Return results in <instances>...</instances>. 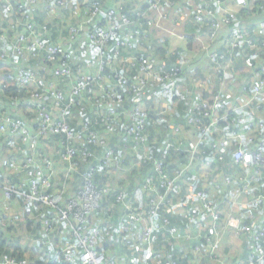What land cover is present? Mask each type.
Segmentation results:
<instances>
[{"label":"trees","instance_id":"1","mask_svg":"<svg viewBox=\"0 0 264 264\" xmlns=\"http://www.w3.org/2000/svg\"><path fill=\"white\" fill-rule=\"evenodd\" d=\"M34 1L35 2L32 3V0H5V3L10 6V11L5 12L4 10H0V65L10 62L8 64L14 67H12V71L10 72H3L0 67V72H2V76L4 77V81L0 86V92L9 99L11 110L17 108V110H14L20 113V115H18L11 111L10 113H0V115L24 117L25 119L26 117L22 114H25L27 106L25 107L24 103L30 100L32 93L36 92L41 95V101L44 103L43 106L46 107L48 111H50V109L54 110V101L47 92V87L59 89L66 95L71 86L70 83H60L57 78L52 75V71H49L52 66H59L60 62L56 60L54 64H50L47 60H43V56L33 58L27 53L23 56H19L16 53V48L20 43L21 36L24 35H29L31 38L38 37L45 45H62L65 53L68 55V58H63L62 60L67 63L74 73L75 81L73 82L79 83L84 80L86 83V75L91 76V81L86 84L82 94L75 99L74 104L67 112L68 114H65L64 122L74 133L94 132L103 138L105 142L104 148L106 147L113 150L118 165L114 168H108L101 164L97 165L95 159L101 158L103 152L98 147L95 148L90 146L89 148L92 150L91 154L94 157L90 158L91 161L87 160L86 162H81L80 157V160L77 161L76 173L66 175V173L63 172L64 166H62V173L60 174L57 172L58 168L55 169L50 193L62 204L63 200L59 198V196H64L68 187V196L79 191L84 184V174L93 167L95 171L92 176L93 186L97 192L101 193V198L100 208L93 211L90 216V224L102 232L99 245L95 249L98 253L104 255L107 261H113L115 264L122 261L123 264H131L132 261H140L142 260V256L139 250H137V245L142 244V242L139 239V243H137V238L133 235L136 230L140 232V229L129 225V231L123 233L119 232V227L122 224H130L131 218L126 208L121 203L117 202L116 197L122 192L126 195L125 203L130 204L132 208L146 206V204H148V198H146V193L143 191L142 185L146 178H157V174L153 169V162L161 161L163 163V170L169 174L171 166H180L186 162L188 157L184 153V150L187 149L189 145H195L199 141L201 135V132L196 130L195 135H193V142L187 141L184 137L186 140L181 141L180 148H178L175 145L176 142H179L175 134V127H177V125H174L170 130L172 136L168 137L165 135V139L160 144L157 143L158 140H161L154 128L159 126L163 128L161 126L167 124L166 118L169 114L171 116H176L179 113L182 121L179 119L177 122L183 123V126H180V128L182 127V131H184L187 126H193L191 123L195 122V120H199L200 123L208 122L209 119L207 116L204 117V114L214 113L213 115L217 116L219 120L217 123L219 130L227 129L235 131L240 126V123L236 121L240 115V113H238L240 109L238 111H232L226 108L213 110L208 107L207 111L198 113L190 104L188 105L186 101L184 102V100H181L179 102L181 96L177 94V91L171 96H164L160 93V86L156 84L152 89L153 92L148 90L149 92L145 94L144 92L147 91V88H143V92H134L131 91V86L129 85H119L117 79L120 76L127 79L138 76L139 79L134 82L139 86V80L145 78L141 69L142 61H156L153 70L160 65L170 70L172 68L171 66L175 65L162 62L160 58L164 60L172 59L173 61L179 57V60L183 61L185 55L177 53L182 49L176 51V53H169L163 49L164 47L172 48L171 43L168 44L169 38L163 40L161 35L163 33L167 35L169 30H173L176 33L180 30L179 33L187 36L185 42L189 47L197 44L195 38L201 39L206 45V52L204 51L203 53L199 51L201 54H194L195 59H209V55L217 53L218 55L224 56L225 61L228 62V64H224L225 71L233 67L235 70L240 68V66L243 65L240 61L242 57L248 60L258 58L259 63L264 62V29L259 26L261 23H264V18H257V15L253 12L256 10L258 14L264 13V0H241L240 9H232L235 13L234 19H231L227 14L224 15L221 13V7L231 9L226 5L224 0H94L97 6L100 7L101 12L99 20L96 23L93 22L87 25H85L88 21L85 17V12L88 8H92V4H83L88 0ZM75 9L79 10V16L73 14ZM199 9L206 15V19L203 23H197L194 18L195 10ZM111 12L117 16V27L104 46H97L89 40V34H94L99 31H111L109 20V14ZM208 13H210V16H207ZM186 15L188 16V20ZM39 18H41V20H39ZM183 18L184 20H182ZM222 18L229 19V23L222 24L223 28L217 33L216 38L210 40L213 21L221 22ZM124 19H126L127 22ZM53 22H57L55 26H53ZM181 22H183V24L180 25ZM41 23L44 24L38 25ZM81 23H83V32L74 39H71V30L75 29L77 25ZM60 25H62L61 27H65L64 32L54 31L52 33L50 27H60ZM236 32L248 33V40L252 41L255 47L252 49L245 45H241L237 48L230 47L228 42ZM224 33L225 36L223 38ZM203 56H205V58ZM87 64L90 65L89 68ZM257 64H254V66ZM3 66L5 67V65ZM99 67L101 70H99ZM209 69L210 73L214 74L219 81H222L225 77V72L222 68L212 65L211 63ZM251 73L253 75L250 76L251 79L247 77L241 85V87L244 86L245 90L250 93L257 82L254 72L252 71ZM29 74L35 77V82L31 86H21L19 78ZM184 74L185 71L183 70L179 77L180 88L186 77ZM202 77L203 74L199 69H196L195 75L187 82L188 84L195 82V84L198 85ZM204 85H208V83H204ZM217 91L219 90L212 87L211 97L217 95ZM151 93L158 94V100H168L170 105L166 109L160 110L156 95L152 98V101L147 102L146 105L142 102L143 106L141 108L147 114L144 132L147 134L148 138L145 151L147 156H144L140 160L138 159L139 154L136 155L131 151L132 140L127 134L130 121L124 114L134 107H140L139 104L141 102L139 98L142 95L146 98L147 94ZM194 96L196 95H193V97ZM118 100L120 102H118ZM212 100L208 103L211 104ZM146 101H149V99ZM221 102L223 104L225 103L222 97ZM177 103L178 107L175 108L174 105ZM251 105L256 106L255 104ZM170 106L172 107V111H169L167 117L160 116L167 113ZM20 108L22 110H20ZM257 108H260V112L264 111V106H257ZM111 110L114 111L115 118H118L114 123L115 132L108 134L104 130V125L108 122V118H111ZM74 115H76V120L71 122V118ZM223 118H225V120H220ZM190 120H192V122H190ZM231 122L236 124L232 125ZM107 136L109 138H107ZM217 136L218 134H215L212 138H217ZM57 137L58 136L55 137L51 135L47 139V156H50V158L55 161V165L59 164L60 153L59 148H55L56 141L58 140ZM59 137L63 139V136ZM6 139L8 138L1 137V140ZM42 143H44V141L40 142V144ZM126 144L128 145V152L124 154L135 157L136 163L132 164L130 162L127 165L121 164V156L123 155V152H121L122 146ZM167 145H169V150L164 156L163 149L164 146ZM85 146L86 143L84 141L75 142L78 155H80ZM138 149L142 154L143 148L138 146ZM201 149L206 155H213L209 144H204V146H201ZM39 151L40 153L45 152V150L40 148ZM256 165L257 164L254 166L256 167ZM132 175L134 177L138 176L139 178V185L135 186V188L132 187L130 179L128 181L126 180ZM187 183L189 184L187 187L190 189H200L201 187V183L193 181L190 174H184L183 181L180 180L178 184L180 190L179 195L176 197L167 196L166 199L174 203L177 200L185 202L184 200L189 194L186 187ZM122 184L124 185L123 187H121ZM261 184H263V190L264 180L261 181ZM206 188L207 187H203L201 189L205 190L206 193H208V191L211 193L212 189ZM106 189H108L107 192ZM252 195L255 197L259 195V192L253 190ZM222 197H224V195H222ZM16 199L23 200L21 198ZM21 205L25 209L26 206H32L31 208L33 209L34 206H36L38 210L34 209V212L37 214L40 213L41 215L45 212L47 219L52 222L53 231L49 235L42 233L41 225L38 227L40 232L39 238L42 241L40 249L43 250L45 254L42 256L39 253L38 261L36 260V262L24 256V250L28 247V239L24 233L28 234L32 232L34 228H32L33 223L31 225L27 223V226H25V224L18 227L11 225L7 229L0 227V255H9L17 260L26 258L32 264H79L78 254L74 255V260L72 262H66L62 257L53 259V256L59 251V248L73 242L68 226H64V224L54 220L52 211L48 207L47 211L45 209L39 211V207L37 205H32L30 202L25 203V201H23ZM112 205L121 209L119 214H114L110 211L109 208ZM191 211L192 209L189 205H185L182 208H168L164 206L160 209L159 215L161 219H167V228L173 227L176 228L179 233H183L186 228L189 227V219L193 215V211ZM198 219L199 218L196 220ZM194 227L195 226L192 225L190 228L194 229ZM62 229H64L67 234L64 239L65 243L56 249L55 243L62 242L56 233ZM18 232H22L23 234L21 236L18 234L17 236ZM223 234L221 238L224 237ZM245 237L248 245H246L244 249H240V253L237 255L238 257L234 260L231 258L226 261L222 260L223 262H219L220 260L214 255L205 257L203 248H201L199 255H194L192 250L196 243L194 240L190 242L175 238L171 239L164 230H161V232L155 235L153 247L154 250L162 253L165 262L174 264H200L203 260L206 264H235L240 260H246L249 255L253 254V241L248 236ZM46 241H50V243L46 245ZM11 244L14 245V247H11ZM225 245L226 243L222 242L221 239V249ZM181 246H187L188 251L185 252L182 250ZM260 246L264 249V240L261 242ZM30 250L34 252V249L30 248ZM44 256H47V258ZM127 260L132 261L128 262Z\"/></svg>","mask_w":264,"mask_h":264},{"label":"built area","instance_id":"2","mask_svg":"<svg viewBox=\"0 0 264 264\" xmlns=\"http://www.w3.org/2000/svg\"><path fill=\"white\" fill-rule=\"evenodd\" d=\"M35 1L32 0V3ZM91 3L92 8H88L85 12L88 19L87 24L97 22L100 15V7L94 2V0H88L83 5ZM35 5V4H34ZM0 10L5 12L10 11V6L5 3V0H0ZM221 13L229 15L231 19H234V11L232 9L222 8ZM194 18L197 23H203L206 19V15L202 10H195ZM74 15H80L78 9H75ZM210 16V13L207 14ZM116 14L111 12L109 14V20L111 25V31H99L94 34H89V40L97 46H104L109 37L113 34L114 29L117 27ZM126 22L127 20L124 19ZM229 23V19L222 18L220 21H213L211 25L210 40L216 38L217 33L223 28L222 24ZM83 23L78 24L75 29L71 30V39L77 37L83 32ZM264 29V23L259 25ZM175 37L179 40L185 41L187 36L183 34H176L175 31H171ZM195 41L201 44V49L206 52V46L204 42L195 38ZM228 44L232 48H237L241 45H245L252 49L255 47L254 43L248 40V33L236 32L229 40ZM24 52V53H23ZM16 53L20 56L27 53L33 58L43 56V60L54 64L55 61H59L60 65L53 67L49 70L52 71V75L57 78L60 83H70L68 93L65 95L59 89L54 87H47V92L50 94L54 101V110L48 111L43 106L41 101V95L32 93L30 100L25 102L24 105L31 107L34 110V115L37 119V127L31 128L28 122L21 117H15L11 115H0V142L1 137L8 138L9 140L16 141L15 150L19 153H24V157L21 163L13 161L10 163V170L12 173H24L28 180V191L23 192L15 185H9L4 189V203L14 198H21L25 202L37 205L39 211L47 207L51 209L54 216V220L68 226L69 232L73 238V242L65 244L64 247L59 248L58 252L53 256V259L62 257L66 262H72L74 255L78 254L79 264H115L113 261H107L105 256L98 253L95 248L99 245V240L102 236V232L90 224V216L93 211L99 209L101 193L97 192L93 186V173L92 167L86 174H84L83 187L75 194L68 196L65 203L61 204L58 199H55L50 191L53 177L55 175V169L58 165H55V161L47 156V151L40 153L39 146L41 141H46L49 136H58L55 148H59V164L64 166L63 172L66 175H71L77 171V161L86 162L91 161L90 158L94 157L91 154L90 146L98 147L102 150L101 158H96V164L106 166L108 168L116 167L117 161L114 156V152L111 149L104 148L105 142L94 132H82L74 133L69 126L64 122L65 114L74 104L75 99L80 96L86 87V84L91 81V76L86 75L85 81L82 80L79 83H74V73L67 65L63 58H68L64 48L60 44L45 45L40 39L31 38L29 35L21 36L20 43L16 48ZM22 56V55H21ZM45 56V57H44ZM209 61L212 65L222 68L225 72V65L228 62L225 61L224 56L213 53L209 55ZM156 61L144 60L142 61V71L145 78L139 80V86L134 81L139 79L138 76L125 78L123 76L118 77L117 83L123 86H131V91L143 92V88H147L146 94L153 92V88L156 84L160 86V93L164 96H171L174 92L180 89L179 77L184 70V65H174L168 70L163 65L157 66L154 70L153 67ZM50 66V65H49ZM254 76L257 80L250 93V97L245 105L255 104L256 106H264V62L258 63L253 66ZM99 70L101 68L99 67ZM156 70V71H155ZM35 77L31 74L25 75L19 78L21 86H31L35 82ZM206 82L198 83L199 88H207L208 85H204ZM150 94H147L146 98ZM118 102H120L118 100ZM79 104V103H76ZM139 106L132 108L129 112L125 113V117L130 121V125L127 128V134L131 137L132 145L131 151L138 155V159H142L147 156L145 153L147 146V134L145 131V122L147 118L146 112L141 108L142 103ZM210 105V106H209ZM208 107L213 110L225 109L226 105L221 102L220 94L213 97L212 103L204 101L194 108L196 112L207 111ZM209 109V110H210ZM240 107H233L232 111H238ZM68 114V113H67ZM66 114V115H67ZM111 118H108V122L104 125L106 133L111 134L115 132V122L118 117L115 118L114 111H110ZM214 113H206L204 117H208V122L200 123L199 120H195L193 124L194 128L201 132L199 141L195 145H189L184 153L187 155V160L183 165L171 166L169 174L163 170V163L161 161L153 162V169L157 174V178H146L143 182L142 189L146 193L148 198V204L146 206H138L132 208L130 204L125 203L126 195L120 192L116 199L127 210L131 222L128 225L122 224L119 227V232L123 233L129 231V225L131 227L140 229L139 236L142 244L137 246V250L141 253L142 260L132 261L131 264H174L171 262H165L161 252L154 250L153 240L155 235L161 230L166 231L168 236L172 239H181L186 241L196 242L193 246V254L199 255L201 248L204 250L205 257L213 256L220 249V241L223 232H232L235 235L248 236L252 241L253 254L249 255L246 260H240L235 264H263L264 249L261 248V242L264 240V189L259 192V195L253 196V188L255 184H261L260 171L264 169V148H260L258 144L254 143L253 138L246 139V145L240 147L234 142L235 147H230L232 142H229L228 133L230 130H219L217 123L219 122L217 116ZM225 120V118L220 119ZM230 121V120H228ZM192 122V120H190ZM234 123V122H231ZM249 131H258L260 137L264 138V123L261 121H252L247 125ZM181 132L179 128L175 129V134ZM215 134H222V139L217 144H212L211 155L201 149V146L209 144V140ZM59 136H63V139ZM86 143V146L78 155V151L75 147V142ZM215 143V142H213ZM175 145L180 148L181 142H176ZM138 146L143 148L141 154ZM169 145L164 146L163 154H167ZM178 150V149H177ZM50 154V153H49ZM255 164L256 167L254 166ZM172 165V163H171ZM166 168V167H165ZM236 168L249 169L247 175L244 173L237 174ZM200 172L202 175L198 179V182H202L208 188H212L218 191L224 197H221L219 202L214 204L211 201V196L201 189H196L194 192L189 193L186 199L183 201L177 200L175 203L171 200H167V196L176 197L179 195V181H183L184 174H193L194 172ZM207 171V177L204 173ZM212 171V172H211ZM108 189H106V192ZM6 205V204H5ZM185 205H189L193 211V215L189 219V227L183 233H179L176 228H167V219H161L159 211L164 206L168 208H182ZM221 205L233 207L238 206L245 210H262V215L255 218V215L250 214L247 218L234 215L233 212H223L219 207ZM191 211V212H192ZM45 212L42 214L45 218L38 223L41 225L43 234H51L53 226L51 221L45 216ZM222 215L225 216L222 219ZM194 218V219H192ZM199 218L198 220H196ZM208 225L207 231L203 232L202 227ZM194 225V229L190 228ZM205 233V234H203ZM47 243H50L46 241ZM0 264H32L26 258L17 260L9 255H0ZM117 264H123L118 262Z\"/></svg>","mask_w":264,"mask_h":264},{"label":"crops","instance_id":"3","mask_svg":"<svg viewBox=\"0 0 264 264\" xmlns=\"http://www.w3.org/2000/svg\"><path fill=\"white\" fill-rule=\"evenodd\" d=\"M224 1L229 8L233 10L240 9L241 0H224ZM253 12L255 15H257L256 16L257 18H261V17L264 18V13L258 14L256 10ZM187 20H188V16H187ZM181 24H183V22H181L180 25ZM177 32L179 33L180 30ZM179 34H182V33H179ZM161 35H162V39L165 40V33ZM224 36H225V33L223 35V38ZM174 38H176L175 41L177 42L178 45L173 44L172 48L164 47L163 49H165L169 53H176V51H179L182 49L180 52H177V53L184 54L185 55L184 60L180 61L179 57L178 59L173 60V61L172 59L164 60L162 58H160V60L167 64H175L179 66L185 64L184 65V71H185L184 75H186V77L184 78V81L181 84V88L177 91V94L178 95L180 94L181 96L179 102L181 100H184V102L186 101L187 104L188 105L190 104V106H192V108L194 109L200 103L204 101L210 102L212 100L213 98L211 97L212 87L216 90H219L216 93L220 94V96L222 97L223 101L225 102L226 109L230 110L235 106L240 107V110L238 112L240 113V115L238 116V119H236V121L240 123V126L237 130L229 131L228 133L229 142H232L230 144V147H235L234 145L235 141L238 145H240V147H243L246 145L247 138H253L254 143L258 144L260 148H264V138L258 139L260 137V133L258 134V131H249L247 128L248 123L252 121H258V122L261 121L264 123V111L260 112V108H257V106L245 105V103L248 101L250 97V92L245 90L244 86L241 87V85L244 83L247 77L248 79H251L250 76H253L251 73L253 71L252 67L254 66V64L259 63V59L252 58L248 60L245 57L240 58V61L243 65L240 66V68H238L237 70H235L233 67L232 69L225 71L224 73L225 77L223 78L222 81H219V79H217V77L214 74L210 73L209 67L211 63L209 59L205 58V56H203L205 59H202V58L195 59L194 54L195 55L201 54L200 52L204 53V51L201 49V44L199 42L196 41L197 44L191 45L189 47L185 41L179 40L177 37H174ZM196 69H199V71L203 74V77L200 78L201 79L200 82L208 83L207 88H199L198 85L195 84V82L188 84L187 81L190 80L191 77L195 75ZM155 95H156V99L158 100V97H159L158 94L151 93L149 96L150 102L152 101V98ZM193 95H196V96L193 97ZM158 102H159L160 110H164L170 105L169 101L166 99L158 100ZM174 106L175 108H177L178 103L175 104ZM30 108L31 107L27 106L25 110V114L30 120L28 121L27 118L25 119L24 117L22 118L26 122H28L31 128L35 129L37 126V119L35 115L33 114L34 121L31 120V114H29ZM14 109L17 110V108H14ZM14 109L12 110L13 113L20 115V113L15 111ZM20 110L22 109L20 108ZM231 124L234 125L236 123H231ZM176 128H179V126H177ZM181 128L179 129L182 131L183 128L182 129ZM195 131L196 129L194 128V126L189 125L187 126V128L184 129V131H182V134L184 135L183 137H185L187 141L193 142V135H195ZM177 137L179 138V135H177ZM222 137H223L222 134H218L217 138L211 137L209 140V147L212 144H217L219 140L222 139ZM107 138L109 137L107 136ZM15 144H16V141L14 140L11 141L9 139L1 140L0 142V227L7 229L11 225V223L12 225H15L13 224V220L15 217H19L20 220L25 224V226H27V223H29L30 225L33 223L32 224L33 225L32 228L34 227L32 229L33 231L29 232L28 234L24 233L28 239V242H27L28 247L26 250H24V256L36 262V260L38 261V256H39V253H37L36 248L42 246V241L39 238L40 232L38 230V227L40 224L37 221L38 219L42 221L45 217L42 216L40 213L37 214L36 212H34V209L38 210L36 206H34V209L31 208L32 206H26V209H25L21 205V203L24 200H17L16 198H14L4 203L3 192L7 186L15 185L23 192L28 191V180L25 174L24 173H12L10 170L11 162L16 161L17 163H21V160L24 157V153H19L17 150H15V147H16ZM39 148L47 151V142L45 141L44 143L40 144ZM123 158H124V155L121 156L122 160ZM57 168H58L57 169L58 174L62 173V165L58 164ZM235 172L237 174L244 173L245 175H247L249 172V169L236 168ZM191 176L193 178V181H198V179L202 177V175L198 171L191 174ZM204 176L207 177V171L204 173ZM259 176H261L262 178L261 180H264V170L260 171ZM200 183L202 186L206 187L204 183L202 182ZM187 186H189L188 183L186 184V187ZM196 189L197 188L190 189L189 187H187V192L192 193ZM68 190H69V187H68ZM68 190L64 196H61V195L59 196V198L63 200L62 204H64L66 201V198L68 196ZM253 190L260 192L262 190V187L259 184H255ZM208 194L211 196V201L214 204L219 202L220 198L222 197V195L218 191H215L214 189L211 190V193H209L208 191ZM219 208L223 212H228L227 211L228 206L221 205ZM229 208H230V211L234 213V215L243 216L244 218H247L248 216V214H244L245 209L243 208H240L238 206H233ZM255 218H258V217L255 216ZM56 234L58 238L60 239V241H62L61 243H58V242L55 243L56 249H58L60 246H62L65 243L64 239L67 234L65 233L64 229L59 230ZM223 235L225 236L226 233H224ZM12 246L14 247V245L11 244V247ZM30 248L34 249V252H31ZM226 260L228 259L224 258L223 261H226ZM223 261L220 260L219 262H223Z\"/></svg>","mask_w":264,"mask_h":264},{"label":"rangeland","instance_id":"4","mask_svg":"<svg viewBox=\"0 0 264 264\" xmlns=\"http://www.w3.org/2000/svg\"><path fill=\"white\" fill-rule=\"evenodd\" d=\"M226 9H228V8H226ZM39 20H41V18H39ZM182 20H184V18L182 19ZM56 23L57 22H53V26H55L56 25ZM44 23H41V24H38V25H43ZM46 24H47V20H46ZM62 25H60V27H50L51 29H52V33L54 32V31H58V32H64V29H65V27H61ZM168 31V30H167ZM171 31L172 30H169L167 33H168V35H165V38H169L168 39V44L169 43H171V45L173 46V44L174 45H178L177 44V42L175 41L176 40V38H174L175 36L173 35V33H171ZM176 34H178V33H176ZM171 38H173V39H171ZM174 40V41H173ZM171 41V42H170ZM175 42V43H174ZM195 48V47H194ZM24 53V52H23ZM23 53H21L20 54V56L22 55L23 56ZM8 63H10V62H7V64H1L0 65V67H1V70L3 71V72H5V71H7V72H10V71H12V65H10V64H8ZM89 63V62H88ZM3 65H5V67L3 66ZM89 66L90 65H88L87 64V67L89 68ZM14 68V67H13ZM3 81H4V77L2 76V72H0V86H1V84L3 83ZM144 95H142L140 98H139V101L142 103L143 102V104L144 105H146L147 104V102H150V101H146V100H148L149 99V97H147V98H145V97H143ZM12 110H11V106H10V101H9V99L5 96V95H3V93L2 92H0V113H10ZM169 111H172V107L170 106V108H169V110H168V112L167 113H164V114H162V115H160V116H166L167 117V114L169 113ZM158 112H159V110H158ZM33 113H34V110H32V109H30V112H29V114H31V120H33L34 121V115H33ZM22 115H24L27 119H28V117L26 116V114H22ZM185 116V115H184ZM184 118V117H183ZM180 119V121H182L181 120V118H180V115H179V113L176 115V116H171L170 114H169V116L166 118V120H167V124H164L165 126H161V127H163V128H160V126L159 127H155L154 129H155V131L157 132V134H158V137L160 138V140L161 141H157V143H161V142H163V140L165 139L164 138V136L165 135H167L168 137H171L172 135L170 134V130H171V128L175 125H177V126H179V128H180V126H183V123H180V122H177V120H179ZM30 119H28V121H29ZM73 120H76V115H74V116H72V118H71V122L73 121ZM176 128V127H175ZM176 135H179V138H178V140H179V142H181V141H185V139H184V137H183V134H182V132H178V134H176ZM173 136H174V138H175V135L173 134ZM168 137H166V138H168ZM127 148H128V145L126 144V145H123L122 146V151L121 152H123V155H124V158H123V160L121 159V164H123V165H127V164H129L130 162L133 164V163H136V158L135 157H131L129 154H124L125 152H128L127 151ZM131 160V161H130ZM135 168H138V167H135ZM116 178V177H115ZM130 179V182H131V185H132V187L133 188H135V186H138L139 185V178H138V176H136V177H134L133 175L132 176H130V177H128L126 180L128 181ZM119 182H120V180H119ZM124 185L122 184L121 185V187H123ZM134 205H138V204H134ZM110 211L112 212V213H114V214H119V211L121 210V209H119L118 207H116V206H114V205H112V206H110ZM244 209V208H243ZM227 211H230V209H227ZM245 212V213H244ZM243 213L244 214H253V215H255V216H257V217H260L261 215H262V210H254V209H250V210H245ZM243 217V216H242ZM15 218H17V219H15ZM14 218V220H13V224H15V226L16 227H18V226H21L22 224L24 225V223L20 220V218L19 217H15ZM225 218V216L224 215H222V219H224ZM244 218V217H243ZM206 225L205 226H203L202 227V229H203V232H206L207 231V228H208V225H207V223L206 222H204ZM11 225H12V223H11ZM10 225V226H11ZM138 230H136L135 231V233L133 234L134 236H135V238H137L136 240H137V243H139V239H140V236H138ZM14 233V232H13ZM224 233V232H223ZM226 233V235L223 237V238H221L222 239V242H225L226 243V245L221 249V246H220V249L214 254V256H216L217 257V259H219V260H224V258H226V259H229V258H231V259H235V258H237L238 256V254L240 253V249H244L245 248V246L246 245H248V243H247V239H246V237L245 236H237V235H235L234 233H232V232H225ZM18 234H19V236H21L23 233L22 232H18L17 233V236H18ZM137 246H139V244L137 245ZM182 248V250H184L185 252H187L188 251V247L186 246V247H184V246H181ZM37 249V252L38 253H40V255H44L45 253H44V251L43 250H41L40 249V247H38V248H36ZM226 251V252H225ZM224 253V254H223ZM46 255H47V253H46ZM41 256V257H42ZM44 257H47V256H44ZM216 257H214V258H216ZM200 262V261H199ZM200 264H206V262H204V260L203 261H201V263Z\"/></svg>","mask_w":264,"mask_h":264}]
</instances>
